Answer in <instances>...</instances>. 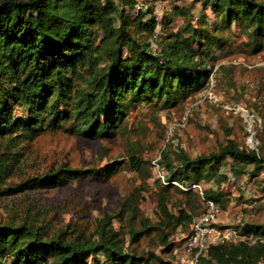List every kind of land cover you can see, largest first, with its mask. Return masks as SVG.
Returning <instances> with one entry per match:
<instances>
[{"label": "rangeland", "instance_id": "374dc122", "mask_svg": "<svg viewBox=\"0 0 264 264\" xmlns=\"http://www.w3.org/2000/svg\"><path fill=\"white\" fill-rule=\"evenodd\" d=\"M115 1L127 14L135 15L137 0ZM140 1L153 7L161 36L182 33L186 24L200 28L201 43L196 40L193 48L209 70L206 85L199 91L178 89L161 97L132 100L126 96L123 115L108 135H79L74 132L76 122L66 119L38 133L18 130L0 137V226L27 225L48 238L80 241L95 239L97 221L107 213L115 216L112 223L124 249L143 257L140 264H157L148 259L149 251L171 264L170 254L163 251L162 235H167V243L181 240L200 208L196 190L172 183L182 180L200 183L206 196L217 199L220 224L237 226L241 236L252 234L246 232L248 224H264V167L256 170L246 165L242 173L233 175V162L226 158L207 166V174L195 180L189 173L169 179L160 166L178 164L179 150L193 158L216 151L228 140L264 155V34L253 33L244 21L233 20L229 25L205 0ZM255 1L264 4V0ZM186 6L187 14H179ZM129 31L139 39L146 34L138 24ZM151 45L156 47L154 41ZM84 77L81 71L74 78V89L86 86ZM15 115L24 117L25 105H17ZM132 156L142 160L140 169L131 167ZM64 166L100 174L57 184L26 182ZM159 170L164 171L165 181L158 176ZM131 192L136 217L130 220L127 214L120 220L116 217L120 201ZM149 226L153 229L145 232ZM129 231L144 234L130 243ZM97 258L103 260L104 255Z\"/></svg>", "mask_w": 264, "mask_h": 264}, {"label": "trees", "instance_id": "16d2710c", "mask_svg": "<svg viewBox=\"0 0 264 264\" xmlns=\"http://www.w3.org/2000/svg\"><path fill=\"white\" fill-rule=\"evenodd\" d=\"M205 1L214 12L222 13L229 25L233 20L244 21L253 33L264 34V4L255 0ZM143 4V9L129 15L115 0H0V137L18 130L38 133L66 119L76 122L74 132L79 135H108L123 115L122 100L126 96L139 100L167 96L178 89H203L209 70L193 48L196 40L201 43L200 28L186 24L182 33L161 36L159 17L154 16L153 7ZM186 9L187 6L180 8L178 13L187 14ZM134 24L146 33L143 39L129 31ZM81 71L86 86L74 89V78L80 77ZM19 104L25 105L24 117L15 115ZM176 156L179 162L173 166L167 163L164 167L159 161L169 179H182L189 173L191 178L200 180L207 174V166L226 158L233 162V175L242 173L246 165L256 170L264 167L263 154L241 148L232 140L208 154L189 158L179 150ZM141 162L130 158L134 170L140 169ZM97 174L100 173L93 169L64 166L26 182L57 184L72 177ZM22 185L23 182L15 187ZM133 197L131 192L120 201L116 214L120 220L127 214L130 220L136 217L138 208ZM113 217L104 213L97 221L95 239L80 241L60 236L48 238L27 225L0 226V264H89L90 259L93 264L142 263V256L124 249ZM152 229L149 226L145 232ZM248 231L264 236V224H248ZM128 234L133 243L144 232ZM160 241L173 264L176 256L171 254V248L180 240L167 243V235L163 234ZM100 253L103 260L97 258ZM148 259L166 264L162 258L149 255ZM262 261L264 242L260 241L212 245L200 258V264Z\"/></svg>", "mask_w": 264, "mask_h": 264}, {"label": "built area", "instance_id": "2783aa9c", "mask_svg": "<svg viewBox=\"0 0 264 264\" xmlns=\"http://www.w3.org/2000/svg\"><path fill=\"white\" fill-rule=\"evenodd\" d=\"M143 7L142 1L138 0L134 11ZM158 176L165 181L164 171L159 170ZM172 183L184 190H196L200 199V208L190 223L189 232L171 248V254L176 256L173 264H200V258L206 255L207 249L212 245L238 241L249 244L257 241L264 242V236L253 234L248 237L241 236L235 226L220 224L218 222L219 207L212 198L204 194L200 183L190 180L172 181Z\"/></svg>", "mask_w": 264, "mask_h": 264}, {"label": "water", "instance_id": "95a60500", "mask_svg": "<svg viewBox=\"0 0 264 264\" xmlns=\"http://www.w3.org/2000/svg\"><path fill=\"white\" fill-rule=\"evenodd\" d=\"M148 255H150V256H152L153 258H155V259H161V257L157 254V253H155V252H153V251H149L148 252Z\"/></svg>", "mask_w": 264, "mask_h": 264}, {"label": "crops", "instance_id": "0c3cea01", "mask_svg": "<svg viewBox=\"0 0 264 264\" xmlns=\"http://www.w3.org/2000/svg\"><path fill=\"white\" fill-rule=\"evenodd\" d=\"M169 1H170V2H174V3H176L175 0H169ZM218 222H219V223H223L222 220L220 219V217L218 218Z\"/></svg>", "mask_w": 264, "mask_h": 264}]
</instances>
